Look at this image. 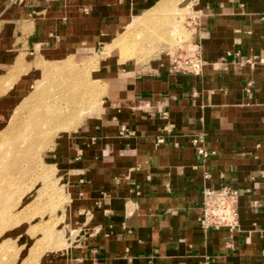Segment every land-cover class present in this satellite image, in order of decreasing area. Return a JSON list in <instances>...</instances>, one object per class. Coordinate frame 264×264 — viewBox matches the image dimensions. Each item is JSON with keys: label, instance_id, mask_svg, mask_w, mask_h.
<instances>
[{"label": "crops", "instance_id": "crops-1", "mask_svg": "<svg viewBox=\"0 0 264 264\" xmlns=\"http://www.w3.org/2000/svg\"><path fill=\"white\" fill-rule=\"evenodd\" d=\"M164 1L0 0V66L25 49L49 56L66 31L83 40L80 56L93 52L84 62L113 24ZM179 5L200 20L201 73L170 74L161 58L149 67L117 61L144 72L113 73V56L99 58L93 73L108 106L55 142L71 206L88 214L79 264H264V0ZM197 134L213 153L205 162L191 143ZM205 174L211 189L241 192L237 231L201 229Z\"/></svg>", "mask_w": 264, "mask_h": 264}, {"label": "rangeland", "instance_id": "rangeland-1", "mask_svg": "<svg viewBox=\"0 0 264 264\" xmlns=\"http://www.w3.org/2000/svg\"><path fill=\"white\" fill-rule=\"evenodd\" d=\"M170 2L173 4L171 3L168 10L155 12V9H149V12L140 14L143 17L139 20L136 18L141 16L135 15L133 20L130 19L131 22L128 21L129 24H113V28L117 29L113 32V37L96 50L98 55L88 60L89 64L87 60L80 63L79 61L87 59L93 52L89 51L90 54L80 56L75 46L83 40L76 42L73 33L66 31L60 37L55 36L46 46L49 56L41 55L38 50L33 52L25 49L14 60L0 66V138L8 136L11 127L17 124L18 119L5 122L7 116L13 112L21 113L23 117L27 115V111H20V107L29 106L31 109L44 104L45 101L61 102L65 94L71 95L77 101V105L70 106L69 113H75L73 118H69L70 114H62L58 119L51 118L41 126L39 134L37 132L38 136L34 138L37 144L31 146L28 151H31V159L35 153L37 165L33 163L32 168L29 159L30 163L23 160L16 171L12 170L13 167L8 165L12 156L10 150H7L9 144L2 145L3 141H0V153L3 152L8 161L0 163V264H79L83 242L81 235L87 223L83 218L88 217V214H82L77 206H71L75 197L69 191L70 186L62 168L51 159L52 150L59 136L76 133L86 120L99 117L108 106L109 100L104 87L93 73L97 70L99 58H103L100 62L104 63L106 58L113 56V73L133 72L134 75H139L144 71L138 73V69L130 67L117 69V61L123 66L149 67L151 62L161 58L169 64L168 56L176 52L186 55L193 48L200 20L190 7L179 5L180 0ZM143 20L147 23L142 24ZM132 22H135L133 26ZM136 26L138 29L133 31ZM128 32L131 37L140 36L137 38L138 42L144 39L142 44L137 46V50L142 48L139 52L142 59L134 58L121 62L118 52L108 51V47L113 45L121 34L128 35ZM64 57L70 59L63 60ZM17 59L25 64L22 69L14 67ZM38 62L40 65L55 68L65 64H69L72 69L82 67L80 64L84 67L89 65L90 68L85 67L89 75L84 80V88L73 91L79 86H72L71 80L64 75L50 79L53 82L51 85L44 80L41 70L35 66ZM73 92L78 96L72 94ZM49 135L50 141L37 149L38 143L42 144ZM3 171L5 172L2 173Z\"/></svg>", "mask_w": 264, "mask_h": 264}, {"label": "bare ground", "instance_id": "bare-ground-1", "mask_svg": "<svg viewBox=\"0 0 264 264\" xmlns=\"http://www.w3.org/2000/svg\"><path fill=\"white\" fill-rule=\"evenodd\" d=\"M171 3L173 4V2H170V1L161 2V3L157 4L155 7H153L152 10L155 9V12L156 11H162L163 9L168 10ZM142 17L143 16L138 17L136 19L139 20ZM134 23L135 22H132L131 25L133 26ZM141 23L146 24L147 21L143 20ZM132 26L130 27V29L132 28ZM130 29H127V31H129ZM137 29H138L137 26L135 28L133 27V31L134 30L136 31ZM139 31H140V29H139ZM127 34L128 35L125 34L123 36L121 34V37L118 40H116L115 42H113V45L108 47V51L109 50H111V52H113L112 50L117 51L119 54L121 62H127L131 59H134V58H136L138 60L142 59V58H140V53H139L142 50V48H141V50H139V48L137 50V46L141 45L142 42L144 41V39H140L141 41L138 42L137 38H140V36L137 38H134L133 36L131 37L129 35L130 34L129 32ZM134 47H136V48H134ZM87 62L89 64L88 60H87ZM38 63H36L35 66L41 70L43 77H44V80L46 82H49L52 85L53 82H51L50 79H53V78L55 79L58 76L64 75L67 77V79L71 80L72 86H75V85L79 86V88H76L73 91L82 90L84 88V80H86L87 76L89 75V73L87 72V69H85V67H87V65L84 67L83 64H80V65H82V67H84V70L80 66L75 68V69H72L69 64H65L62 66H56V68H55V67L43 66V65H40V63L39 64ZM88 67H89V65H88ZM72 94L77 95L75 92H73ZM27 99H29V98H27ZM43 105H45V106H43ZM75 105H77L76 99L72 98L71 95L65 94V98L61 99V102H46L45 101L44 104H42V105L39 104V105H37L38 107L35 106V108L32 107L31 109H29V106H28V108H26L25 106L20 107V111L21 110L27 111V115L24 117L22 116L21 113L14 114V112H13L10 116H7L5 118V122H9L11 119H18L17 124H15L13 127H11V132L10 131L8 132V136H5L4 138H0V141L1 142L3 141L2 145L7 144V143L9 144L8 145L9 147L7 148V150L8 149L10 150L12 156L9 159V162L11 164L8 163V165L13 167L12 170L16 171L19 168L20 163H22L21 161H23V160L28 161L30 163L29 159H31V157H30L31 151H30V153L28 151L31 149V146H33L34 144H37L34 142V140H35L34 138H35V136H38L37 132L39 134V132L41 130V126L45 125V122L49 121L51 118L52 119H58L59 117L62 116V114H65V115L70 114L69 118H73L75 116V113L73 114L72 112L71 113H69V112H70V106H75ZM1 119L2 118H0V120ZM68 120L70 121L71 119H68ZM4 131L7 132V130H5V129H4ZM50 136L51 135L47 136V138H45V140L42 144L38 143L39 146L37 149H40L43 146H45L50 141ZM18 161H20V162L17 165H14ZM7 162L8 161L4 157L3 152L0 153V163H7ZM35 162H36L35 161V153H33L32 159H31V168L33 167V163L36 164ZM4 172L5 171H3L2 173H4ZM15 174L16 173H14V175ZM14 179H13V181H14ZM9 184L10 183L8 182V185ZM1 206H2V203H0V208H1ZM0 213H2V212L0 211Z\"/></svg>", "mask_w": 264, "mask_h": 264}, {"label": "built area", "instance_id": "built-area-1", "mask_svg": "<svg viewBox=\"0 0 264 264\" xmlns=\"http://www.w3.org/2000/svg\"><path fill=\"white\" fill-rule=\"evenodd\" d=\"M168 72L170 74L198 75L201 73L202 63L200 52L196 45L189 53L182 55L179 52L168 56ZM203 134L194 135L191 143L195 154L201 162L208 160L213 153L204 150ZM209 177H203L204 188L201 203L202 216L199 225L202 230L227 229L230 233L238 230L237 200L241 195L239 190L222 186L218 190L211 189L206 183Z\"/></svg>", "mask_w": 264, "mask_h": 264}]
</instances>
